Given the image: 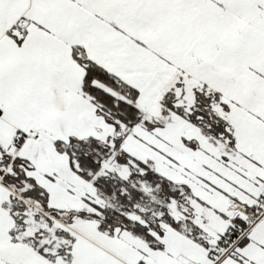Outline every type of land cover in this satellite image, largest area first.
I'll list each match as a JSON object with an SVG mask.
<instances>
[{
    "label": "snow or ice",
    "instance_id": "snow-or-ice-1",
    "mask_svg": "<svg viewBox=\"0 0 264 264\" xmlns=\"http://www.w3.org/2000/svg\"><path fill=\"white\" fill-rule=\"evenodd\" d=\"M0 264H264V0H0Z\"/></svg>",
    "mask_w": 264,
    "mask_h": 264
}]
</instances>
